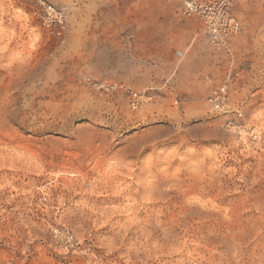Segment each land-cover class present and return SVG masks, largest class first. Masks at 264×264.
Instances as JSON below:
<instances>
[{
  "label": "rangeland",
  "instance_id": "obj_1",
  "mask_svg": "<svg viewBox=\"0 0 264 264\" xmlns=\"http://www.w3.org/2000/svg\"><path fill=\"white\" fill-rule=\"evenodd\" d=\"M230 1L219 48L181 0H0V264H264V0Z\"/></svg>",
  "mask_w": 264,
  "mask_h": 264
},
{
  "label": "built area",
  "instance_id": "obj_2",
  "mask_svg": "<svg viewBox=\"0 0 264 264\" xmlns=\"http://www.w3.org/2000/svg\"><path fill=\"white\" fill-rule=\"evenodd\" d=\"M182 14L186 17L198 16L205 25V31L213 44L222 48L226 46L230 36L240 30V24L232 12L230 0H181ZM182 56V53H179ZM227 88L223 87L213 93L216 106H223ZM131 106L133 109L141 107L145 102L152 100L150 92L131 91Z\"/></svg>",
  "mask_w": 264,
  "mask_h": 264
},
{
  "label": "bare ground",
  "instance_id": "obj_3",
  "mask_svg": "<svg viewBox=\"0 0 264 264\" xmlns=\"http://www.w3.org/2000/svg\"><path fill=\"white\" fill-rule=\"evenodd\" d=\"M239 22V21H238ZM240 24V23H239ZM182 55H183V53H182Z\"/></svg>",
  "mask_w": 264,
  "mask_h": 264
}]
</instances>
